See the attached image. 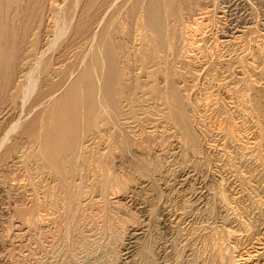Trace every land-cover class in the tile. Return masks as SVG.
Returning a JSON list of instances; mask_svg holds the SVG:
<instances>
[{"label": "rangeland", "instance_id": "rangeland-1", "mask_svg": "<svg viewBox=\"0 0 264 264\" xmlns=\"http://www.w3.org/2000/svg\"><path fill=\"white\" fill-rule=\"evenodd\" d=\"M134 1L119 0L113 4L104 21L108 32L111 29V35L106 40L87 39L80 53L71 57L77 70L91 65L96 58L99 63L91 68L94 86L91 99L88 103L77 101L81 102L83 110L75 120L85 118L87 122L75 139L73 162L63 178L67 187L53 173L50 163L40 157L44 143L57 141V136L52 135L49 141L40 137L33 140L22 127L16 128L15 125L25 116L44 119L41 112L47 110V104L60 95L66 97L72 93L73 96L76 91L82 94L86 80L80 78L77 81L76 91H70L69 86L70 92L65 91L66 85L55 84L49 94L50 85L37 79L36 84L29 85L30 92L23 87L17 95L0 104V118H4L0 124V264H225L227 255L230 256L229 243H237L244 254V250H250L257 239L263 238L264 160L260 163L261 160H252L249 155H239L238 149L224 138L225 127L231 122L225 121L229 115L228 107L218 105L205 113L198 108V104L208 101L207 98L223 103L214 86L217 68L209 57L202 55L195 64L184 68L178 63L183 60L182 46H175L167 51L168 69L165 65L152 67L154 74L150 72L152 70H141L140 57L144 55L145 58L148 52L142 51L145 49L141 45L142 33L137 31L129 17ZM261 1L217 0V5L224 7V13H219L222 18L213 27V37L217 36L220 42L236 29L242 31L249 26L253 34L250 36L257 41L255 44L261 45L259 49L264 50V1ZM104 25H100L101 29ZM34 36V44L36 41L43 43L44 33L39 29ZM79 37L75 36V39ZM213 37L208 34L207 42L203 43L205 50L211 47ZM62 42L61 39L55 44ZM55 44L52 47L54 53ZM104 48H109L115 57L118 81L123 72L127 73L121 80L124 90L117 98L115 108L110 95L102 89L100 71L103 70V74L108 68L103 61L106 57ZM235 48L220 44L217 47L219 54L229 59L239 54ZM41 58L36 66L44 61ZM146 71L152 74L151 77H146ZM167 71L180 75L175 86L180 89L186 106L183 109L185 114L179 118L167 116L162 101L153 98L148 87L149 80H161ZM31 102L34 103L27 112L26 107ZM5 111L8 116L4 115ZM234 115L232 125L237 126L240 136H248L249 126L238 123L241 119ZM179 121L189 123L196 135V147L182 141ZM8 146L10 150L6 154ZM22 152L25 153L22 161L12 156ZM115 175L123 180L124 189L112 195L111 189L117 184ZM99 177L103 184H100ZM222 194L224 199H220ZM229 230L234 233L233 238L227 237ZM228 258L226 264H230ZM263 262L254 258L244 264Z\"/></svg>", "mask_w": 264, "mask_h": 264}, {"label": "bare ground", "instance_id": "bare-ground-1", "mask_svg": "<svg viewBox=\"0 0 264 264\" xmlns=\"http://www.w3.org/2000/svg\"><path fill=\"white\" fill-rule=\"evenodd\" d=\"M66 1L67 0H0V104L1 105L3 101L6 100V98L8 97L12 98L13 96L17 95V93L22 91L23 87L26 88L27 92H30L29 85L34 83L36 84L37 79L38 80L41 79L42 81L50 85V87H48L49 94L53 92L56 85L57 86L62 85V87L66 85L65 91H69V86H70V91H73L75 90L74 89L75 85L80 78H84L86 80V84L84 82L85 89L83 88L82 94H80L81 91L75 90L77 94L75 93L73 96L71 93L69 96L65 97L60 95L55 99H53V101L51 100L52 102L50 103V105L47 104L48 107L47 110L41 112L43 114L44 119L25 116V118L23 117L24 119H22L18 124L15 125L17 126L16 128L22 127V130L25 133H29V136L33 137V140L34 138L39 139L40 137L49 141L51 140L52 135L55 134V136H57L58 139L57 141L54 140L47 144L44 143L43 146L41 145L42 147L40 149V157L44 159L46 162L50 163L52 168H54L53 173L58 178H60L61 183L64 187H67V185L65 179L63 178L65 177V172L67 170V167L69 166L70 163L73 162L72 158L74 156L76 150L75 147L77 145L75 140L77 133L79 130L84 128L87 122L85 118H82L79 121L75 120L76 115L80 114V112H82L83 110V108L80 105L81 102L79 103L77 101L82 100L84 103H88L89 100L91 99L92 97L91 90L94 88L92 69L97 63H99L98 61H96L97 60L96 58L95 62H92L91 65L89 66L87 65V67L85 66V68L82 70L81 69L77 70L75 64L71 63V57L75 56L77 53H80V51L83 49L82 44L86 42L87 39H92V41L95 38L106 40V38L109 35H111L109 34L111 29L108 32L107 24L104 25V21L106 18L105 15L106 12L112 7V5L119 0H68L67 4L64 5ZM216 1L217 0H135L134 3L130 6L131 9L129 11V17L133 19V22L136 25L135 27H137L138 29L136 30L137 31L140 30L142 33V36L140 38L141 45L142 47L145 48L142 51L148 52L147 55H145V58L144 55L140 57L141 63L139 64V68L141 70H145V69L152 70L153 69L152 67H159L161 65H165L168 69L169 59H167L168 57L167 51L173 49V47L175 46L176 47L182 46V52L181 50H177V52L178 53L181 52L183 54L181 57L183 60H179L178 63H180L184 68H189L192 63L195 64L201 55L209 57L210 60L213 62L214 68L215 67L217 68L216 79L214 80L215 81L214 86L216 87L218 94L222 96L223 103H219V101L216 99L209 100V98H207L208 101L205 100L207 102L203 104H198L199 105L198 108L201 107L202 112L205 113L211 108H215L218 105L220 106L224 105L228 107V113H229V115L225 117L226 118L225 121L231 120V122L233 120L232 115H234L235 113L236 118L238 117L241 119L239 120L240 122L238 123H240L241 125L247 124L249 126L248 128L249 130L246 129L247 131H250L249 135L247 134L248 136H244V135L240 136L241 134L239 135V129H237V126H233L232 123L230 122L225 127L224 130L225 132H223L225 135L224 138H226L230 143H232L233 146H235L238 149L239 155L240 153L241 156H245V157L249 155V157L251 156V159L254 158L256 160H261L259 162L262 163V161L264 160V152H263L264 151L263 150L264 147V50L259 49V46L261 45L258 46L257 44H255L257 41H255L254 37L250 36V34H252V28L249 26L242 31L235 28L236 30L232 34L229 33L230 36H227L229 38L220 42L218 41L217 36L213 37L212 34L213 27H215V25L218 24L217 22L219 21V19L222 18V15L220 16L219 13H224L223 10L224 7H219ZM124 3L125 1L121 2V7L124 6ZM218 3L220 4V2ZM100 25H104L105 27V28L103 27L104 30L103 28L101 29ZM37 29H39L40 32L44 33L42 44L39 43L38 41H36V43L34 44V41L36 40L34 33L36 32ZM208 34L212 35L213 41H211L212 43V45H210L211 47H208L209 49L205 50L206 47L203 45V43L207 42L206 39ZM75 36L76 37L80 36V37L76 40ZM59 38H61L63 42L61 44L56 45L55 42L61 40ZM90 43L91 42H89L88 44ZM54 44L56 45L55 53L53 52V48H52ZM100 44H97V46ZM219 44L221 46H225V48L226 47L229 48V46L230 47L235 46L236 50L234 51L236 52V54L237 51H239V54L233 59H229V57L225 58L223 54H219L218 52L217 47ZM104 50H106V57H103L104 59L103 61H105V64H107L108 68L106 67L107 70L103 74L101 73L103 70L100 71V76L101 79L103 80L102 89L105 92V94L110 95L109 98L111 100L110 99L109 100L110 102L112 101L111 103L114 104L112 105L115 108L117 98L121 96V93H123L122 91L124 90V84L121 83V80L125 78L127 73L123 72L122 77L120 76L121 79L118 81L119 70L117 68V64H115L116 63L115 57L109 48H104ZM204 52H206V55H203ZM40 57H42L41 59H44V61L41 63L40 60L41 63L40 66L38 65L36 66V63L39 62ZM82 58L84 59V57H81V59ZM203 59L204 57L202 58V60ZM198 63L200 62L198 61ZM119 65L120 64H118V66ZM153 71L155 70H152L150 72L153 73ZM147 72L148 71H146V73ZM151 73L148 72L147 73L148 75L146 77L148 78L151 77L152 75ZM190 74L192 75L193 72ZM131 78L132 77L128 79ZM179 78L180 75L177 74L176 72H171V74H169L168 72L164 76V78H161V80L153 78L148 82L149 84L148 87H150L151 89L153 98L157 99L158 101L160 100L162 101L165 113H167L166 115L171 117H178V118L181 117V115L185 114V113L183 114L184 112L183 109L184 106H186L184 105L185 103L183 104L182 102L183 97L181 95L180 89L175 86L177 81H179L177 80ZM161 83H163V86L160 85ZM144 85L146 86V84ZM77 88L79 89V87ZM26 95L27 94H25V97ZM33 103L34 102L29 103V105L26 107L27 112H29V109L31 108ZM4 113H5L4 115L8 116L7 111H5ZM3 121L4 118L2 119L0 118V124H2ZM233 121H235V119ZM178 124L180 127L179 130L182 131V137L184 138L182 141L185 140L188 143H190L191 146H195L196 135L190 129L191 127H189L188 125L189 123L186 122L180 123L179 121ZM5 143H6L5 145L7 146V142ZM29 143H30V139H29ZM9 150H10V146L6 147L5 153L7 154ZM24 154L22 152V154L19 153L18 155L16 154L14 155L11 154V155L14 157V159H18L22 161ZM68 175L70 176L69 172ZM115 181L117 184H114V188L111 189L112 195L119 193L124 189V187L121 185L123 180L120 179L117 175H115ZM99 182L100 184L102 183V178L99 179ZM125 187L127 186L125 185ZM136 198L138 197L136 196ZM220 199H224L223 194H222V198ZM113 228L115 229V227ZM226 234L228 238H233L234 236V233L230 230L227 231ZM262 237L263 238L261 239H257V242L255 241V245H252L250 247V250H244L246 251L244 252V254L241 253V251L239 250L237 243L236 244L229 243L228 251L230 250L229 251L230 256L228 258L227 255V258L230 260V264H244L254 258L256 259L259 258L260 260L264 261V233ZM226 261L224 260L225 264ZM262 264H264V262Z\"/></svg>", "mask_w": 264, "mask_h": 264}]
</instances>
